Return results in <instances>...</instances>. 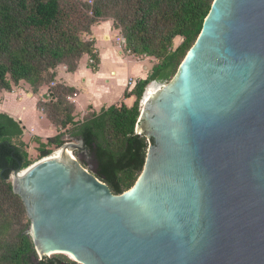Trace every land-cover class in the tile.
Wrapping results in <instances>:
<instances>
[{
  "label": "water",
  "instance_id": "1",
  "mask_svg": "<svg viewBox=\"0 0 264 264\" xmlns=\"http://www.w3.org/2000/svg\"><path fill=\"white\" fill-rule=\"evenodd\" d=\"M137 131L146 163L121 194L72 155L90 154L83 139L14 171L38 262L264 264V0H214L173 79L147 87Z\"/></svg>",
  "mask_w": 264,
  "mask_h": 264
},
{
  "label": "trees",
  "instance_id": "2",
  "mask_svg": "<svg viewBox=\"0 0 264 264\" xmlns=\"http://www.w3.org/2000/svg\"><path fill=\"white\" fill-rule=\"evenodd\" d=\"M214 0H0V93L12 92L22 81L33 93L48 85L41 110L57 128L44 139L36 134L40 159L52 155L67 140L83 139L98 162L97 175L112 191L132 188L143 172L150 140L137 125L149 84L167 83L178 72L197 41ZM111 20L136 56L157 60L149 74L125 91L135 95L133 105L113 103L84 118L76 116L71 99L78 89L57 81L66 65L75 72L84 55L98 69L100 57L89 38L96 24ZM182 38L176 45V40ZM55 83L53 86H50ZM25 125L0 109V264H81L63 253L39 260L27 232L31 219L22 197L14 191L12 175L32 165ZM85 166L88 160L81 159Z\"/></svg>",
  "mask_w": 264,
  "mask_h": 264
},
{
  "label": "crops",
  "instance_id": "3",
  "mask_svg": "<svg viewBox=\"0 0 264 264\" xmlns=\"http://www.w3.org/2000/svg\"><path fill=\"white\" fill-rule=\"evenodd\" d=\"M120 33L121 31L119 29L114 28L111 20H103L94 26L93 32L89 35V38L95 42L97 53L100 57L98 69H93L90 66L91 58L89 55H84L82 57L79 67L75 72L68 71L66 65H61L58 69L57 81L78 89V92L71 99L75 102L76 113L80 114L81 119L88 113L100 111L103 107H107L113 103L120 104L124 102L129 106L133 105L136 99L135 95L126 97L125 91L128 88L131 89L138 79L147 77L150 70L157 62L153 57L136 56L127 49L125 51L122 45L117 41ZM120 36H123V34L121 33ZM127 60H134L135 65L132 67L133 73H128L130 70ZM112 75L119 77L121 82L119 98L123 97L126 99V102L119 100L113 101L115 99H112L111 96L105 99L107 95H110L108 92L109 87H107L105 83L111 81ZM130 79L134 80L133 84H130ZM100 81L101 84L99 83ZM42 89L43 87L38 93L35 94L32 92V94H39V96H42L44 99L47 90L43 91ZM23 94L25 95V91L21 90L19 92L18 89L12 92L4 91L0 93V109L10 113L21 121H25V123L27 121L26 116H28V112L32 111V120L31 123L29 122L28 127L34 128V131H40L38 126L39 121L34 117L35 110L31 108V98L29 99L31 105L27 106L24 101L27 97L23 96ZM17 95L20 99L17 98ZM46 125L47 124H45L47 133L41 135L38 132V135L42 136L44 139L57 133L56 130L53 131L50 126Z\"/></svg>",
  "mask_w": 264,
  "mask_h": 264
},
{
  "label": "rangeland",
  "instance_id": "4",
  "mask_svg": "<svg viewBox=\"0 0 264 264\" xmlns=\"http://www.w3.org/2000/svg\"><path fill=\"white\" fill-rule=\"evenodd\" d=\"M120 35H121V33H120ZM120 35H118L119 37H122V36H120ZM118 37V38H119ZM118 38H117V41H118V43L120 44V45H122V48H124L125 49V51H126V47H125V44L124 43H121L119 40H118ZM181 40H182V38H178L177 40H176V45H178L180 42H181ZM128 61V60H127ZM128 65H129V72L128 73H133L132 72V67H134V60H129L128 61ZM112 79H111V81L110 82H106L105 83V85L107 86V87H109V93H110V95H107L106 96V98L105 99H107L109 96H111L112 97V99H115V100H113V101H117V100H119V101H125L126 102V99H124L122 96V98H119V90L121 89V82H120V80H119V77L118 76H113L112 75V77H111ZM100 84H101V81L99 82ZM54 84L52 83L50 86H53ZM18 88V91L20 92L21 90H24L25 91V95L23 94V96H26L27 98H25V103H26V105L27 106H29V105H31L30 104V98H31V103H32V106H31V108L33 109V110H35V113H34V117L37 119V121H39V123H38V126H39V129H40V131H34V128H29L28 126H29V122L31 123V120H32V111L31 112H28V116H26V119H27V121H26V123H25V121H22L23 122V124L25 125V135H24V140L27 142V144H28V150H29V153H30V158H31V160L33 161V162H36V161H38V160H40V153H39V150H38V147H37V144L35 143V141L33 140V136L34 135H36V134H38V132L41 134V135H43V134H45V133H47L46 132V130H47V128L45 127V124H47L48 126H50V128L54 131V130H56V132H57V129H56V127H55V125L53 124V122L47 117V114H46V112H44V111H42L41 109V106H40V104H39V102H41V104L44 102V101H42L43 100V97L42 96H39V94L38 95H33L32 94V87H31V85L29 84V83H27V82H25V81H22L21 83H20V85L19 86H17ZM47 88H49V86L48 85H45L44 87H43V91H46L47 90ZM18 96V95H17ZM18 99H20V97L18 96L17 97ZM119 98V99H118ZM110 103H112V102H110ZM27 108V107H26ZM30 108V107H29ZM28 110V109H27ZM30 110V109H29ZM76 112H77V110H76ZM76 116H77V118H80L81 119V117H80V114H78V113H76ZM35 119V120H36ZM46 125V126H47ZM52 125V126H51ZM65 140H67V141H73V142H75V143H79V141L76 139V138H73V137H71L70 135H66L65 137ZM46 139V138H45ZM74 155L75 156H77V157H82V159H86V160H88V165H90V160H92L91 158V155L90 154H87L86 153V151H85V149H81V148H78V149H75V151H74ZM63 254H65V255H67L68 257H70V258H72V259H74L72 256H70L69 254H67V253H63Z\"/></svg>",
  "mask_w": 264,
  "mask_h": 264
},
{
  "label": "bare ground",
  "instance_id": "5",
  "mask_svg": "<svg viewBox=\"0 0 264 264\" xmlns=\"http://www.w3.org/2000/svg\"><path fill=\"white\" fill-rule=\"evenodd\" d=\"M158 88H159L158 85H152L149 88V94H150V96L153 95L157 91ZM70 152L72 153V155H74V152H72V148H70ZM62 153H63L62 152V148L60 147L59 149L55 150V152L52 154V156L62 155ZM13 178H14V175H13ZM69 255L72 256V254H69Z\"/></svg>",
  "mask_w": 264,
  "mask_h": 264
},
{
  "label": "built area",
  "instance_id": "6",
  "mask_svg": "<svg viewBox=\"0 0 264 264\" xmlns=\"http://www.w3.org/2000/svg\"><path fill=\"white\" fill-rule=\"evenodd\" d=\"M118 40H119L121 43H124V44L126 43V39H125L124 36L119 37ZM90 62H93V59H90ZM133 82H134V80H133V79H130V84H133ZM53 84H55V83H53Z\"/></svg>",
  "mask_w": 264,
  "mask_h": 264
}]
</instances>
